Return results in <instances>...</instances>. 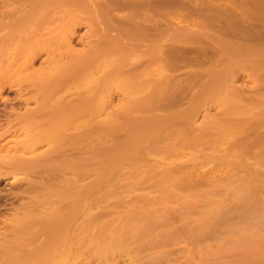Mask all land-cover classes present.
<instances>
[{
	"label": "rangeland",
	"instance_id": "obj_1",
	"mask_svg": "<svg viewBox=\"0 0 264 264\" xmlns=\"http://www.w3.org/2000/svg\"><path fill=\"white\" fill-rule=\"evenodd\" d=\"M44 1L0 0V233L18 207L81 200L78 264H264V0ZM48 67L74 70L53 96L79 113L53 152L25 144ZM109 234L120 250L92 259Z\"/></svg>",
	"mask_w": 264,
	"mask_h": 264
},
{
	"label": "bare ground",
	"instance_id": "obj_2",
	"mask_svg": "<svg viewBox=\"0 0 264 264\" xmlns=\"http://www.w3.org/2000/svg\"><path fill=\"white\" fill-rule=\"evenodd\" d=\"M75 1V4H77L78 5V3H82L81 2V0H73V2ZM14 2V1H13ZM45 3H44V5H46V6H48V5H51L53 2H54V4L56 3L58 6H60V4L63 6L65 3H68V4H71V0H45L44 1ZM12 3V2H11ZM15 4V3H14ZM37 4V3H36ZM43 4V3H42ZM54 4H52L53 6H54ZM11 5V4H10ZM57 5H55L56 7H58ZM33 6H35V5H33ZM39 7V6H38ZM35 9V8H34ZM33 10V9H32ZM32 10H31V13L29 12V10L27 11V12H29L30 14H33L32 13ZM35 10H37V7H36V9ZM34 10V11H35ZM38 10H39V8H38ZM39 12V11H38ZM94 12V11H93ZM28 14V13H27ZM88 14H90V12L88 13ZM103 14H104V12H103ZM26 15V14H25ZM24 15V16H25ZM29 15V14H28ZM23 16V15H22ZM31 16V15H30ZM29 16V17H30ZM33 16V15H32ZM32 16H31V18H32ZM26 17V16H25ZM80 18V17H79ZM79 18L77 19H75V22L76 21H78L79 20ZM22 19L23 18H21L20 20H21V22L20 23H22L23 24V22H22ZM92 19V18H91ZM24 20H27V19H24ZM23 20V21H24ZM73 20H74V18H73ZM95 20V19H94ZM35 21V20H34ZM71 22V21H70ZM73 22V21H72ZM71 22V23H72ZM91 22V21H90ZM25 23H26V21H25ZM37 23V22H36ZM70 23V24H71ZM77 23V22H76ZM93 23H95V22H93ZM97 23V22H96ZM95 23V24H96ZM20 29V28H19ZM3 31H5V30H3ZM24 31V30H23ZM74 32V31H73ZM5 33V32H4ZM9 33H12V31L11 32H8V34ZM23 34L22 35H24L25 34V32H22ZM75 33V32H74ZM6 34H7V32H6ZM68 34H69V32H68ZM5 35V34H4ZM11 35V34H10ZM13 35V34H12ZM67 35V34H66ZM70 35V34H69ZM2 36V35H1ZM26 36V35H25ZM28 36V35H27ZM27 36H26V39H27ZM68 36V35H67ZM67 36H66V38H67ZM71 36H72V32H71ZM73 36H74V34H73ZM5 37H7V36H5ZM24 37V36H23ZM23 37H21V38H23ZM57 37V36H56ZM64 35H62V40H64ZM2 38L3 37H1L0 38V40H2ZM13 38V37H12ZM69 39V38H68ZM68 39L65 41V42H69L68 41ZM5 40H6V38H5ZM5 40H3V41H5ZM13 40H14V38H13ZM28 40H29V38H28ZM54 40V39H53ZM7 41V40H6ZM22 41V40H21ZM24 41V40H23ZM22 41V42H23ZM0 42H2V41H0ZM27 42V41H26ZM47 42L48 41H46V42H40L38 45H37V47L40 49V47H41V49H43V47L44 46H47L48 47V45H46L47 44ZM64 42V43H65ZM1 44V43H0ZM6 44V43H5ZM50 45V44H49ZM56 45V44H55ZM2 46V45H1ZM5 46V45H4ZM3 46V47H4ZM7 47H8V44L6 45ZM21 46V45H20ZM12 47V46H11ZM5 48V47H4ZM36 48V47H35ZM1 49H2V47H1ZM1 49H0V53L2 52L1 51ZM44 49H45V47H44ZM10 50V49H9ZM9 50H8V52H9ZM4 51V50H3ZM71 51H73V50H71ZM3 53V52H2ZM10 53V52H9ZM90 53V52H89ZM5 54V53H4ZM6 54H8L7 52H6ZM79 54V53H78ZM73 55H74V53H73ZM72 55V56H73ZM81 55V54H80ZM87 55H90V54H88L87 53ZM92 55V54H91ZM90 55V56H91ZM86 56V55H85ZM33 57V56H32ZM89 57V56H88ZM88 57H84L83 58V60L80 62V61H78L79 63H81V66H84V65H87L88 63H89V59L91 60V58H88ZM72 58V57H71ZM33 59V58H32ZM2 60V59H1ZM76 60V59H75ZM77 60H78V58H77ZM4 61V60H3ZM12 61V60H11ZM30 59H29V62H27V63H30ZM73 62L74 61H72L71 60V62L70 63H68V65L67 66H69V67H66V68H69L70 69V67H72V69H74V67L73 66H71L72 64H73ZM93 62V61H92ZM31 63H33V60L31 61ZM31 63H30V65H31ZM25 64V63H24ZM77 64V63H76ZM61 65V64H60ZM56 66H58V65H56ZM55 66V67H56ZM62 66V65H61ZM88 66H89V64H88ZM29 67V66H28ZM32 67V66H31ZM34 68V67H33ZM47 67H43V69H45V70H47L46 69ZM49 69H48V71H47V74L44 72V70H43V72H42V69L40 70L39 68H38V70H40L42 73H44L43 75L44 76H42V73H41V75L40 76H36L37 78H35L36 80V82H38V84H36V85H41L40 87H42V89H40V87L38 88V90L37 91H34L33 92V98L34 97H36V98H38L39 99V97L41 96L42 98H41V100H42V102L38 105V107H36L35 109H33V110H31L30 109V111H28L27 112V115H24V117L25 116H27V118H29L31 121H34L33 119H34V117L36 118V116H37V118H38V116L40 115L41 117L40 118H42V121H40L39 123L37 122H35L34 123V130H35V127H38V129H36L35 131L33 130L32 132H31V130H27V132L28 131H30L31 132V134L30 135H28V133H27V136H30V137H28L27 138V140L25 141L26 143V148L28 149L29 147V149H31V148H33V147H36V146H38V145H40L41 146V144L44 142V144H46L45 142H47V141H45V140H47V139H44V137L46 136V137H48V140H49V142L52 140V144H50L51 146H49L48 147V149L51 151L52 150V152L57 148V147H62L61 149H63V146H67V147H69L71 144H73V142L72 141H74V140H72L71 142H70V140H69V137H67L66 136V134L64 135L63 133V129L65 130L66 128L68 129L69 128V130H70V125H71V123L73 122V120H74V118H75V116L77 117V114L76 113H78L77 111H76V109H78L77 107H76V109H75V107H73L71 104V101L70 100H66L67 102H65L64 101V95H59L58 97H54L53 95L55 94V93H57L58 92V86L60 87V85L61 86H63L62 84H61V82H58V81H64V79L63 78H60V79H62V80H59V77L60 76H63L62 75V73H61V69L62 68H60V69H57L56 68V70H55V72H53V68H51V70H50V67H48ZM64 68V67H63ZM76 68V67H75ZM85 68V67H84ZM65 69V68H64ZM80 69V68H79ZM5 71H6V69H4ZM30 70V69H29ZM77 70H78V68H77ZM80 70H82V69H80ZM80 70H78V71H80ZM4 71V72H5ZM39 71V72H40ZM68 71V70H67ZM66 70H65V73L67 72ZM72 71V70H71ZM71 71H70V74L68 75V76H72L73 74H74V70H73V73L71 74ZM76 71V70H75ZM77 71V72H78ZM2 72V71H1ZM3 72V73H4ZM7 72V71H6ZM11 72V71H10ZM36 72V71H35ZM31 73V74H33L34 76H35V74L36 73ZM77 72H75V73H77ZM3 73H1L2 74V76H0L1 78L3 77V78H5V79H7V77L9 76V75H11V74H9V75H7V73H5V74H3ZM67 73H69V72H67ZM66 73V74H67ZM12 74H15V73H12ZM4 75H6L7 77H5ZM39 75V74H38ZM77 75V74H76ZM14 76V75H13ZM67 76V78L65 79L66 80V82H68V78H69V80H71V78L70 77H68ZM79 76V75H78ZM75 77V76H74ZM74 77H72V78H74ZM1 78H0V80H1ZM14 79V77H12V75H11V77H10V79ZM31 78V77H30ZM77 78V77H76ZM9 79V80H10ZM38 79V80H37ZM109 79V78H108ZM20 80V79H19ZM18 80V81H19ZM31 80V79H30ZM72 80H74V79H72ZM107 80V78L104 80V82ZM2 82L3 81H5L4 79L3 80H1ZM32 81V80H31ZM33 82L34 84L33 85H35V83L36 82ZM108 81H110V80H108ZM22 82V81H21ZM6 83V82H5ZM9 82H7V84H8ZM108 83V82H107ZM111 83V82H110ZM4 84V83H3ZM2 83H1V85H3ZM66 84V83H65ZM104 84V83H103ZM106 84V83H105ZM109 84V83H108ZM5 85V84H4ZM108 86V85H107ZM109 87V86H108ZM61 88V87H60ZM40 95V96H39ZM56 95V94H55ZM55 99H54V98ZM50 99H52L50 102L51 103H49L48 102V100H50ZM69 99V98H68ZM85 99V98H84ZM73 101V100H72ZM85 101V100H84ZM83 101V102H84ZM87 101V100H86ZM91 101V100H90ZM93 101V100H92ZM65 102V103H64ZM85 103V102H84ZM84 103H82V104H80L81 105V107L80 108H82V105H83V107H85L86 108V105H84ZM88 103V102H87ZM90 104V103H89ZM79 105V106H80ZM81 110V109H80ZM25 114V113H24ZM79 114V113H78ZM83 114V113H82ZM21 116H22V114H21ZM20 116V117H21ZM19 117V116H18ZM20 117H19V119H20ZM27 118H25V120L27 119ZM10 119V118H9ZM21 119H22V117H21ZM29 121V120H28ZM28 121H26V123L28 122ZM39 121V120H38ZM9 123V122H8ZM10 123H11V121H10ZM9 123V127L12 125V127H13V124H10ZM29 124H30V121L28 122ZM31 124H32V122H31ZM38 124V125H37ZM74 124H76V123H74ZM39 126H41V128L39 127ZM72 126H73V123H72ZM12 127H10V129H8V130H10L11 131V129H12ZM20 127V126H19ZM28 127V126H27ZM8 128V127H7ZM30 129H31V127H29ZM16 129V128H15ZM23 129V128H22ZM21 129V130H22ZM25 129V128H24ZM28 129V128H27ZM80 130V129H79ZM23 131V130H22ZM68 131V130H67ZM59 132V133H58ZM60 132H63L62 134L60 133ZM69 132V131H68ZM78 132V131H77ZM84 132V131H83ZM3 133V132H2ZM4 134V133H3ZM58 134H60V137L58 138V136H56L57 138H54L55 137V135H58ZM69 135H70V133H68ZM67 134V135H68ZM2 136V135H1ZM0 136V137H1ZM74 136V135H73ZM81 137H82V135H81ZM86 138V137H85ZM22 139V138H21ZM25 139H26V136H25ZM72 139V138H71ZM84 139V137H82V139L81 140H83ZM1 140V139H0ZM18 143V142H17ZM16 143V144H17ZM75 143V142H74ZM48 144V145H49ZM75 145V144H74ZM74 145H71V146H74ZM18 146V145H17ZM21 146H23V144L21 145ZM70 146V147H71ZM24 147H25V145H24ZM39 147V146H38ZM46 147V146H45ZM66 147V148H67ZM18 148V147H17ZM76 148V147H75ZM85 148V147H84ZM47 149V150H48ZM67 150V149H66ZM65 150V151H66ZM29 151V150H28ZM55 154V153H54ZM59 154V153H58ZM39 155V154H38ZM45 155H46V152H45ZM44 155V156H45ZM53 155V154H52ZM60 155V154H59ZM26 156V155H25ZM58 156V155H57ZM65 156V155H64ZM40 157H41V155H40ZM39 157V158H40ZM48 157L49 158H51L52 159V156H49L48 155ZM60 157H61V155H60ZM38 157H35V158H29L30 160L32 159V163L35 161V163H36V160L38 161V159H37ZM42 158V157H41ZM44 158V157H43ZM55 158V157H54ZM66 158H68V157H66ZM4 159V158H3ZM7 159V158H6ZM15 159V158H14ZM21 159V158H20ZM27 159V158H26ZM60 159V158H59ZM69 159V158H68ZM12 160V159H11ZM19 160V159H18ZM22 160H23V158H22ZM34 160V161H33ZM54 160V159H53ZM61 160V159H60ZM66 160V159H65ZM13 161V160H12ZM11 161V162H12ZM17 161V160H16ZM46 161H49L48 159H46ZM57 161H59V160H56V162ZM22 162V161H21ZM21 162H19V163H21ZM23 162H27L28 164H29V160L27 159L26 161H23ZM22 162V163H23ZM41 162H43V161H41ZM52 162H55V160L54 161H52ZM62 162V161H61ZM32 163H30V165L32 166V165H34V164H32ZM38 163H40V160H39V162ZM59 163H60V161H59ZM66 163V162H65ZM13 164V163H12ZM24 164V163H23ZM22 164V165H23ZM26 164V163H25ZM24 164V165H25ZM43 164V163H42ZM50 164H51V162H50ZM55 164V163H54ZM37 165V164H36ZM71 165H73V164H71ZM14 166V165H13ZM12 166V167H13ZM31 166H29V165H27V167L29 168H31ZM44 166H46V165H44ZM60 165H58V167H59ZM16 167V166H15ZM15 167H14V169H15ZM17 167H19L18 165H17ZM20 167H23V166H21V164H20ZM26 167V166H25ZM39 167V166H38ZM37 167V168H38ZM57 167V166H56ZM67 167V166H66ZM24 168V167H23ZM49 168H52V167H49ZM61 168V167H60ZM19 169V168H18ZM33 169H35V168H33ZM55 169V168H54ZM18 171V170H17ZM30 171H32V170H30ZM26 172H27V170H26ZM38 176V175H37ZM42 176H44V175H42ZM31 177V176H30ZM37 178V177H36ZM42 178V177H41ZM44 178V177H43ZM34 179V178H33ZM37 179H35V181H36ZM39 180V179H38ZM37 180V181H38ZM28 181V180H27ZM41 181V180H40ZM29 182H31L30 180H29ZM33 182V181H32ZM31 182V183H32ZM30 183V184H31ZM40 183V182H39ZM42 183H43V181H42ZM33 184V183H32ZM29 186V185H28ZM44 186V185H43ZM34 187H36V186H34ZM42 187V186H41ZM28 188V187H27ZM39 188V187H38ZM34 190V189H33ZM39 190V189H38ZM43 190V189H42ZM27 193V192H26ZM37 193V192H36ZM29 194H32L30 197H32L34 194L33 193H29ZM37 195V194H36ZM28 196V195H27ZM35 197H37V196H34V198ZM34 198H32L33 200H34ZM39 198V197H38ZM30 199V198H29ZM31 199V200H32ZM37 200V199H36ZM39 201H40V199H39ZM38 201V202H39ZM45 201V200H44ZM80 202H81V200H79ZM79 201H75V202H73L72 204H71V202H70V204L68 205V203H67V207L65 208V207H61V205L63 204L64 205V203H59L60 204V207H59V205H58V207H54V205H55V201L53 200H50L49 202H50V204H54V205H51V208L50 209H48V207H44L42 210H38V209H34L33 208V206L31 207L30 205H28V206H24V207H22V208H24V209H22V208H20V207H18V208H16V210H14V215H15V218L13 217L12 219L14 220V221H10L9 219H6V221L7 220H9L10 221V223L12 224L11 225V227L9 228H7L6 230H8V231H5L4 233H0V264H78L79 263V261L81 260L80 258H82V261H83V257L82 256H84V254H86V251H88L87 250V244H88V242H86L87 241V237H90L89 235H86V233H87V231H89L86 227V232H84L85 234H83V238L82 239H80L79 237H78V235L77 234H79V233H77V234H73V233H71L72 231H73V228H72V225H73V223H74V221H75V219L77 218V209L80 207V203H79ZM63 202V201H62ZM22 203V202H21ZM41 203V202H40ZM46 203V202H45ZM57 203V202H56ZM26 204H28V203H26ZM42 204V203H41ZM22 206H23V204H21ZM25 205V204H24ZM33 205V204H32ZM56 206V205H55ZM64 206H66V205H64ZM37 207V206H36ZM40 208V207H39ZM85 209V208H84ZM80 211V210H79ZM85 211V210H84ZM85 213V212H84ZM78 214L80 215V213L78 212ZM84 216H85V214H84ZM6 218V217H5ZM8 218V217H7ZM2 219H4V218H2ZM9 221H7L6 223H7V225H9L8 223H9ZM80 221V220H79ZM84 223H85V221H84ZM87 223V222H86ZM86 223H85V225H86ZM83 224V223H82ZM6 225V224H5ZM6 225V226H7ZM81 225V224H80ZM10 226V225H9ZM83 226H84V224H83ZM2 227V226H1ZM35 227V228H34ZM79 227V226H78ZM82 227V226H81ZM80 227V228H81ZM88 227V226H87ZM3 228V227H2ZM34 228V229H33ZM72 228V229H71ZM76 228V227H75ZM74 228V230H78V229H80V228H76L75 229ZM4 229V228H3ZM3 229H0V230H2L3 231ZM82 229V228H81ZM72 230V231H71ZM77 230H76V232H77ZM83 231V230H82ZM78 232H80L79 230H78ZM80 234H81V232H80ZM89 234V233H88ZM110 235V234H109ZM107 236V235H105L104 236V238H102V239H100V240H95L94 238V240L93 241H96L95 243H97V241H99L98 243H97V246H95V245H93L94 247H96V250L94 251V249L92 248V255L94 254V253H96V255H98L97 257H94V258H92V259H95V258H99L100 256L99 255H101L102 257V260H103V256L104 255H106V253H107V250L109 249V251H110V248L112 247V246H115V249H118L119 248V250H120V239H115V237L113 236V235H115V234H111L110 236ZM80 236V235H79ZM86 236V237H85ZM96 236V235H95ZM98 236V235H97ZM102 236V235H101ZM100 236V237H101ZM107 236V237H106ZM120 236V235H119ZM99 237V236H98ZM90 239V238H89ZM98 239V238H97ZM91 242V241H90ZM90 242H89V244L88 245H90ZM92 247V245L90 246V248ZM89 248V247H88ZM112 249V248H111ZM91 251V250H90ZM93 251H94V253H93ZM109 251H108V253H107V257H108V254H110L109 253ZM111 252V251H110ZM91 256V255H90ZM85 257V256H84ZM87 257V256H86ZM106 257V258H107ZM106 258H105V260H106ZM80 259V260H79ZM100 259V258H99ZM84 261H85V259H84ZM89 261H90V259H87V264H89ZM101 261V260H100ZM91 262V261H90ZM85 263V264H86ZM106 263V262H105ZM82 264V263H81ZM104 264V263H103ZM106 264H108V263H106Z\"/></svg>",
	"mask_w": 264,
	"mask_h": 264
}]
</instances>
